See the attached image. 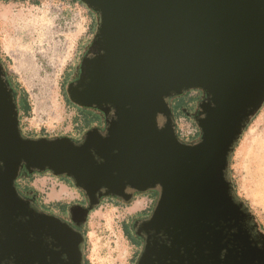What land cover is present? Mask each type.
<instances>
[{"label":"water","instance_id":"95a60500","mask_svg":"<svg viewBox=\"0 0 264 264\" xmlns=\"http://www.w3.org/2000/svg\"><path fill=\"white\" fill-rule=\"evenodd\" d=\"M79 1L96 30L65 93L101 127L79 140L24 136L0 60V264H82V233L17 189L44 173L83 194L68 210L76 227L104 199L157 191L134 264H264L246 230L256 217L228 178L264 104V0ZM191 90L201 98L184 115L199 136L185 142L169 101Z\"/></svg>","mask_w":264,"mask_h":264},{"label":"rangeland","instance_id":"374dc122","mask_svg":"<svg viewBox=\"0 0 264 264\" xmlns=\"http://www.w3.org/2000/svg\"><path fill=\"white\" fill-rule=\"evenodd\" d=\"M95 30V16L82 3L0 0V58L28 95L30 111L26 116L19 114L20 129L26 137L66 136L79 140L100 121L97 115L81 109L83 116L94 118L84 122L74 105L65 100L62 87L64 77L67 76V85L75 74ZM15 98L19 104L20 95ZM200 98L199 91L191 90L172 101L174 116H178L176 131L187 135L197 130L195 139L199 130L181 107L188 105L194 111ZM30 178L28 191L39 195L45 206L55 209L62 203L67 204L60 212L62 215L83 197L69 181L49 173ZM228 178L235 188V197L243 203L244 210L253 213L264 233V104L235 145ZM144 195L138 194L128 203L104 199L89 212L83 243L87 264H133L136 250L123 234L122 226L132 216L148 209L150 199Z\"/></svg>","mask_w":264,"mask_h":264},{"label":"flooded vegetation","instance_id":"af4514ba","mask_svg":"<svg viewBox=\"0 0 264 264\" xmlns=\"http://www.w3.org/2000/svg\"><path fill=\"white\" fill-rule=\"evenodd\" d=\"M95 22H96V20H95ZM66 77L67 76L64 77L65 83L62 85V87H63L64 94H65L64 98H65V100L68 101L66 93H65ZM172 101H173V99L170 100L169 103H170V105H171V107L173 109V106H172L173 102ZM74 107L76 108V110L80 114H82L81 113V108H79V107H77L75 105H74ZM190 109H191V106H188V105H185V106L181 107V110L184 113H188V112L192 113V112L195 111V110L194 111H190ZM195 109H196V106H195ZM101 126H102V119L100 118V121L98 123H95L93 127H101ZM128 192H131L133 194L132 198H135L139 194V193L133 192L132 190H128ZM21 193H22V196L25 199H27L28 201H30L32 206H34L36 209L41 210V211H45V212H49L52 215L60 217L62 220H67L68 219V222H70L72 227H74L76 230L80 231L82 233V235L84 234L85 225L80 226V227H76L75 224L72 223L69 218H67L68 217V210H69V208L72 207V205H70L68 207V209L66 211V214L62 215V213H60V212H62V210L67 206V204L62 203L57 208L53 209V208H50L48 206H45L40 201L41 199H40L39 195H36V197H35L33 192H31V191H22ZM144 194H145L144 196H146L147 198L150 199V206L148 207V209H145L141 213L132 216L128 220V222H125L123 224V226H122L123 227V234L130 241V243L135 247V250H136L133 264L135 263L136 259L138 258L139 254H140V252L142 250L143 244H144L143 238L141 236V232H140L139 228H140L141 224L144 222V220L146 219V217H148V215L150 214V213L148 214V212L151 209V207L154 205L153 203H155L158 193H157V191H150V192H147V193H144ZM154 199H155V201H154ZM107 200H110V201L115 202V203L122 202V201H120L118 199H114V198L107 199ZM77 204H81V205H85L86 204V202H85V200H84V198L82 196H81V201L79 203H77ZM246 230H247L248 234L250 235V237L255 241L256 247L264 252V240L262 239V236H261V233H263V232L259 229V227H256L254 222L248 221L247 225H246ZM83 237H84V235H83ZM83 246H84V244H83ZM83 246H82V252L84 251L83 250ZM83 259H84V255H83ZM82 264H83V261H82Z\"/></svg>","mask_w":264,"mask_h":264},{"label":"trees","instance_id":"16d2710c","mask_svg":"<svg viewBox=\"0 0 264 264\" xmlns=\"http://www.w3.org/2000/svg\"><path fill=\"white\" fill-rule=\"evenodd\" d=\"M72 1L73 2H77V3H81L79 0H72ZM0 60L2 61L1 58H0ZM4 67H5V65H4ZM5 70L7 72V79H8V81L10 82V84H11V86L13 88V96L16 97L17 94L20 95V102L18 104L19 105V111L22 112V114H24L26 116L29 113V111H30V107H29V103H28V95L23 89H20L19 84L15 82L14 74L9 73V71H8V69L6 67H5ZM68 102H69V100H68ZM20 104L22 105V107L20 106ZM81 116H82L84 122L86 120H90V121L94 120L93 116H86V115L83 116L82 114H81ZM179 116H181V115H179ZM174 119L176 121L178 119V116L177 117L174 116ZM19 121H20V119H19ZM35 175H37V174H33L30 179H32V177L35 176ZM62 180H65L67 182V180L64 179V178H62ZM28 182H29V180H27V179H23V178L18 179L17 182H16L17 189L19 191H21V192L22 191H28L29 190ZM232 186H233V183H232ZM233 189L235 191L234 186H233ZM85 233H86V231H84V234H83L84 235V241H85ZM83 250H84V246H83ZM83 264H87V261L85 260V258L83 259Z\"/></svg>","mask_w":264,"mask_h":264},{"label":"built area","instance_id":"2783aa9c","mask_svg":"<svg viewBox=\"0 0 264 264\" xmlns=\"http://www.w3.org/2000/svg\"><path fill=\"white\" fill-rule=\"evenodd\" d=\"M64 1H65V2H68V4H70V3H77V2H73L72 0H62V3H64ZM176 132H177L179 138H180L181 140L185 141V142H188V141L191 140V139H195V138H196V135H197V130H195L194 132L189 131V132L187 133V135H183V134L180 133L178 130H177ZM184 137H186V140H184V139H185ZM195 140H196V139H195ZM192 141H194V140H191V142H192Z\"/></svg>","mask_w":264,"mask_h":264},{"label":"crops","instance_id":"0c3cea01","mask_svg":"<svg viewBox=\"0 0 264 264\" xmlns=\"http://www.w3.org/2000/svg\"><path fill=\"white\" fill-rule=\"evenodd\" d=\"M66 190H67V188H66V187H64V189H62V191H63V192H65Z\"/></svg>","mask_w":264,"mask_h":264}]
</instances>
